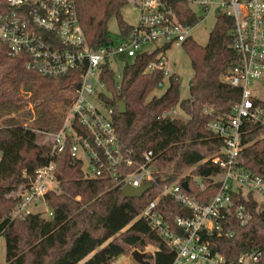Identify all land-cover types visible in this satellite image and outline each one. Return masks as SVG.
Masks as SVG:
<instances>
[{"label":"trees","instance_id":"16d2710c","mask_svg":"<svg viewBox=\"0 0 264 264\" xmlns=\"http://www.w3.org/2000/svg\"><path fill=\"white\" fill-rule=\"evenodd\" d=\"M128 3L77 1L80 26L91 48L123 43L133 28L120 13ZM171 3L184 24L194 26L201 20L186 1ZM5 7L6 0H0V9ZM113 17L118 22L117 33L107 28V21ZM181 46L193 72L186 98H180L176 73L165 78L158 68L145 72L170 46L124 60L118 86L112 70L101 76L107 92L102 98L114 109L113 126L120 143L131 150L135 161L141 160L144 151L154 153L151 164L157 171L151 187L141 197H123L122 186L116 180L86 179L82 164L71 159L66 150L57 158L59 189L44 195L52 210V216L44 219L39 214L11 218L10 213L34 179L35 170L49 160L51 139L39 145L37 135L59 128L71 101L68 93V100L61 102L63 95L59 92L70 88L77 72L50 78L27 70L19 57H10L0 44V235L5 240V264H112L131 250L144 253L147 264H172L175 251L141 214L154 202L153 212L160 215L168 229L179 234L182 229L175 225L174 218L188 216L190 211L164 194L163 186L177 184L187 196L202 203L216 194L217 183L212 178L223 169L211 159L221 156L222 141L206 128V123L227 115L240 98V89L224 81L238 60L228 16L216 18L205 45L188 37ZM160 83L165 86L163 92L151 95L161 88ZM119 101L126 105L123 114L116 110ZM28 104L33 108L26 109ZM176 106L185 114V121L162 117L163 112ZM244 129L238 164L264 181V130L248 122ZM193 176L199 180H193ZM233 200L246 207L248 222L241 225L231 212L218 219L219 229L202 233L201 240L209 243L212 253L231 262L256 249L261 259L255 264H264V207L252 193L246 199L234 195ZM148 246L154 250L145 251Z\"/></svg>","mask_w":264,"mask_h":264},{"label":"built area","instance_id":"2783aa9c","mask_svg":"<svg viewBox=\"0 0 264 264\" xmlns=\"http://www.w3.org/2000/svg\"><path fill=\"white\" fill-rule=\"evenodd\" d=\"M77 1L6 0V7L0 9V44L6 47L10 57H19L27 70L50 78L77 72L76 81L68 88L71 101L59 128L41 132L51 139L49 160L35 170L34 179L20 194L11 218L41 216L40 211H35L40 203L45 204L47 217L52 216L44 195L59 189L57 158L66 150L71 159L82 164L86 179L109 177L122 187H140L155 179L157 170L151 164L153 151H144L141 160L135 161L131 150L120 143L113 126L114 109L102 98L107 92L101 76L112 70L118 86L121 73L114 65L122 66L124 60L157 48L181 46L191 37L193 26L179 20L171 3L175 0H134L139 10L137 24L123 43L93 49L80 26ZM176 1H186L190 8L199 9L201 20L210 14L216 18L225 15L232 20V48L238 60L224 81L240 89V98L227 115L206 123V128L222 141L221 156L211 159L223 169L212 178L217 183L216 194L202 203L187 196L177 184L163 186L164 194L190 211L188 216L174 218L175 225L182 229L179 234L168 229L160 215L153 212L154 202L149 203L141 216L149 220L152 229L175 251L172 264H255L261 259L260 251L253 249L234 262L227 261L212 253L209 243L201 240V234L219 229L218 219L231 212L241 225L248 222L250 213L244 205L235 204L234 195L246 199L248 193H258L264 198V181L238 164L241 137L246 133L244 123L264 130V97L257 95L264 90V0ZM149 44L153 45L152 50L146 47ZM165 52H160L157 61L150 63L145 72L158 68L165 78L172 74ZM180 113L185 116L174 107L163 112L162 117L179 118ZM195 178L198 177H192Z\"/></svg>","mask_w":264,"mask_h":264},{"label":"rangeland","instance_id":"374dc122","mask_svg":"<svg viewBox=\"0 0 264 264\" xmlns=\"http://www.w3.org/2000/svg\"><path fill=\"white\" fill-rule=\"evenodd\" d=\"M193 9V11L195 12V14L197 16L202 15L201 11L199 9H197L195 6L191 7ZM121 16L123 18V20L128 23L131 24L133 26H135L137 24V20H138V15H139V10L136 8V3L134 0H129V3L127 5H125L121 11ZM216 21V15L210 14L208 15L206 18H203L202 20H200L198 23H196L193 26V29L191 31V38L199 45H205L208 39V35L210 30L212 29L214 23ZM107 28L109 29V31L113 32V33H117L119 31V26H118V22L116 20V18H110L107 21ZM149 50H152L153 45L149 44L146 46ZM165 58L167 61L168 66L170 67V70L172 72H175L178 77H179V81H180V98H186L188 97V87H189V80L192 77V68L190 65V59L189 56L187 55V52L184 50V48L182 46H171L168 50H166L165 52ZM121 63H118L117 65H114L115 68H117L118 70L121 69ZM262 84L264 85V80H262ZM164 87H161L159 90H155L153 91L152 94H155L157 96H159L163 90ZM68 89L65 90H61L59 92V94L63 95V98H61V102H65V100H68L69 95H68ZM70 94V93H69ZM149 95V97L151 96ZM257 95L260 97H264V90H261L260 93L257 92ZM148 97V98H149ZM54 102H57L58 105H60L61 103L58 100H54ZM33 104H28L26 106V109H32L33 108ZM58 108V107H57ZM176 108H178V106H176ZM32 111V110H31ZM186 116L182 115L180 113L179 118L183 121H185ZM41 132L38 133L37 135V143L39 145H42L44 143H47V141L50 140V137L47 136V134H40ZM0 158H1V153H0ZM195 181H198V178L194 179ZM254 198L257 200V202L259 203V205H261L262 207H264V198L259 195L258 193L253 194ZM45 204L40 203L36 208L35 211H40L41 217H43L44 219H49V217H47L45 210ZM154 249L150 246H148L146 248L145 251H150L152 252ZM133 250L130 251L129 255L127 256H119L117 257V259L112 263V264H134V260L131 257V252ZM5 240L4 237L2 235H0V264H5ZM136 263V262H135Z\"/></svg>","mask_w":264,"mask_h":264},{"label":"water","instance_id":"95a60500","mask_svg":"<svg viewBox=\"0 0 264 264\" xmlns=\"http://www.w3.org/2000/svg\"><path fill=\"white\" fill-rule=\"evenodd\" d=\"M116 110L119 114H123L126 112V105L123 101H119L116 104ZM264 163V156H263ZM183 187L186 188V183L182 184ZM151 187V183H145L140 187H131L130 185H124L121 188L123 197L131 198V197H141L149 188ZM262 229L264 230V225H262ZM131 257L137 264H147V261H144V253L139 252L138 250H133L131 252Z\"/></svg>","mask_w":264,"mask_h":264},{"label":"crops","instance_id":"0c3cea01","mask_svg":"<svg viewBox=\"0 0 264 264\" xmlns=\"http://www.w3.org/2000/svg\"><path fill=\"white\" fill-rule=\"evenodd\" d=\"M175 73V72H174Z\"/></svg>","mask_w":264,"mask_h":264}]
</instances>
